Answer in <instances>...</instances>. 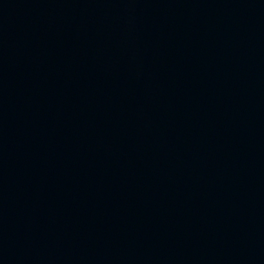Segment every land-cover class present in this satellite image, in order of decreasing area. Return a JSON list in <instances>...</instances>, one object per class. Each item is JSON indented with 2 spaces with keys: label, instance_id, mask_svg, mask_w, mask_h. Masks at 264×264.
<instances>
[{
  "label": "water",
  "instance_id": "obj_1",
  "mask_svg": "<svg viewBox=\"0 0 264 264\" xmlns=\"http://www.w3.org/2000/svg\"><path fill=\"white\" fill-rule=\"evenodd\" d=\"M0 264H264V0H0Z\"/></svg>",
  "mask_w": 264,
  "mask_h": 264
}]
</instances>
